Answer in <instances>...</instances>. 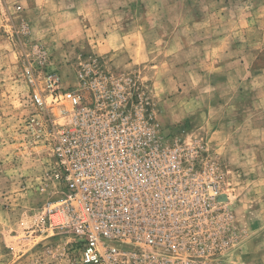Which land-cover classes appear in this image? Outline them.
Listing matches in <instances>:
<instances>
[{"label": "rangeland", "instance_id": "1", "mask_svg": "<svg viewBox=\"0 0 264 264\" xmlns=\"http://www.w3.org/2000/svg\"><path fill=\"white\" fill-rule=\"evenodd\" d=\"M94 60L134 80L167 138L208 144L240 231L227 262L264 264V0H0V264L78 253L50 228L64 184L30 98L51 75L74 88Z\"/></svg>", "mask_w": 264, "mask_h": 264}, {"label": "built area", "instance_id": "2", "mask_svg": "<svg viewBox=\"0 0 264 264\" xmlns=\"http://www.w3.org/2000/svg\"><path fill=\"white\" fill-rule=\"evenodd\" d=\"M31 103L47 116L50 176L64 184L47 212L78 246L66 264H228L240 246L223 174L202 140L169 139L134 80L82 66ZM47 97L61 106L58 114ZM32 128H43L33 118ZM40 134H37L39 137Z\"/></svg>", "mask_w": 264, "mask_h": 264}, {"label": "crops", "instance_id": "3", "mask_svg": "<svg viewBox=\"0 0 264 264\" xmlns=\"http://www.w3.org/2000/svg\"><path fill=\"white\" fill-rule=\"evenodd\" d=\"M243 258H244V256H243Z\"/></svg>", "mask_w": 264, "mask_h": 264}]
</instances>
